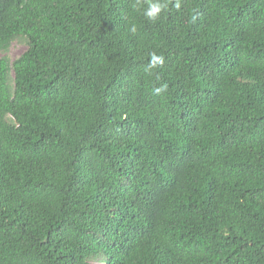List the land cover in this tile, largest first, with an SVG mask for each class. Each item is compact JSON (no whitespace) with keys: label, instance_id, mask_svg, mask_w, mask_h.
Instances as JSON below:
<instances>
[{"label":"trees","instance_id":"obj_1","mask_svg":"<svg viewBox=\"0 0 264 264\" xmlns=\"http://www.w3.org/2000/svg\"><path fill=\"white\" fill-rule=\"evenodd\" d=\"M149 2L0 0V264H264V0Z\"/></svg>","mask_w":264,"mask_h":264},{"label":"clouds","instance_id":"obj_2","mask_svg":"<svg viewBox=\"0 0 264 264\" xmlns=\"http://www.w3.org/2000/svg\"><path fill=\"white\" fill-rule=\"evenodd\" d=\"M168 7V2L167 0H154V2H152V0H150L149 2V6L148 8L145 10L144 15L147 19L149 20H156L159 16V14L166 10ZM174 7L179 10L181 8V0H175V5ZM136 26L133 25V27L131 28V31L133 33L136 32ZM165 63V58L162 55H156L155 53H153L151 55V59L145 69V71H150L151 69L157 68V67H162ZM168 90V84L164 83L162 84L160 87H156L153 89V93L155 95H161L162 93L167 92Z\"/></svg>","mask_w":264,"mask_h":264},{"label":"rangeland","instance_id":"obj_3","mask_svg":"<svg viewBox=\"0 0 264 264\" xmlns=\"http://www.w3.org/2000/svg\"><path fill=\"white\" fill-rule=\"evenodd\" d=\"M27 47L19 42H14L9 50V56L11 58L12 61H15L16 59H18L25 51H26Z\"/></svg>","mask_w":264,"mask_h":264}]
</instances>
